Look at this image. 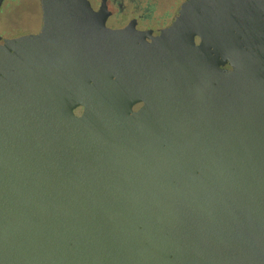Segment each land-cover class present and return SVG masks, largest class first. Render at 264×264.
<instances>
[{"label": "water", "instance_id": "1", "mask_svg": "<svg viewBox=\"0 0 264 264\" xmlns=\"http://www.w3.org/2000/svg\"><path fill=\"white\" fill-rule=\"evenodd\" d=\"M40 4L0 34V264H264V0L150 40Z\"/></svg>", "mask_w": 264, "mask_h": 264}, {"label": "flooded vegetation", "instance_id": "2", "mask_svg": "<svg viewBox=\"0 0 264 264\" xmlns=\"http://www.w3.org/2000/svg\"><path fill=\"white\" fill-rule=\"evenodd\" d=\"M8 1L9 0L4 1L1 12ZM183 1L184 0L178 2L177 4L176 2L173 3V7L168 9L167 5L165 6L164 3L161 5L158 0H89L93 9H103L104 12L107 13L106 25L108 27L116 29L132 26L138 30L144 31L146 33V37L149 40L152 38V35L155 31L169 25L176 10ZM38 6L40 7L41 13L40 0L38 2ZM158 7L161 9L157 13L156 9ZM10 14L14 19H16L20 13L17 10V7H14L10 9ZM39 28L36 30L34 29L26 31L24 33L38 31ZM5 36L16 35L5 34Z\"/></svg>", "mask_w": 264, "mask_h": 264}, {"label": "rangeland", "instance_id": "3", "mask_svg": "<svg viewBox=\"0 0 264 264\" xmlns=\"http://www.w3.org/2000/svg\"><path fill=\"white\" fill-rule=\"evenodd\" d=\"M182 0H158L162 5L168 6V9H171L173 3L180 2ZM39 0H9L0 16V34L5 36V34L17 35L24 33L29 30H36L40 26L41 22V13L40 7L38 6ZM17 7L19 11V16L14 19L10 14V9ZM160 7L156 9L158 13ZM5 33V34H4Z\"/></svg>", "mask_w": 264, "mask_h": 264}]
</instances>
